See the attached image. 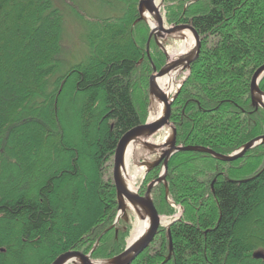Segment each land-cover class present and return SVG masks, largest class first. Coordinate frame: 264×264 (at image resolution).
Wrapping results in <instances>:
<instances>
[{
    "label": "trees",
    "instance_id": "16d2710c",
    "mask_svg": "<svg viewBox=\"0 0 264 264\" xmlns=\"http://www.w3.org/2000/svg\"><path fill=\"white\" fill-rule=\"evenodd\" d=\"M108 1L121 11L89 17L63 0L86 26L87 52L57 75L63 16L54 0H0V177H12L21 161L27 190L0 188V264H52L72 250L87 253L97 240V259L125 249L131 223L113 227L118 202L107 166L120 138L148 117L150 30L138 20L139 0ZM163 6L167 24L192 25L201 44L171 110L176 145L228 156L264 135V110L250 97L264 64V0ZM149 52L160 70L165 56L153 40ZM166 185L167 196L163 184L152 189L158 213L173 217L179 207L180 220L169 236L160 228L131 264H264V145L232 162L176 152Z\"/></svg>",
    "mask_w": 264,
    "mask_h": 264
},
{
    "label": "water",
    "instance_id": "95a60500",
    "mask_svg": "<svg viewBox=\"0 0 264 264\" xmlns=\"http://www.w3.org/2000/svg\"><path fill=\"white\" fill-rule=\"evenodd\" d=\"M164 0H140L137 5V10L139 14V21H144L148 24L150 32L146 42V55L151 62L152 71L148 79V89H149V98L150 102L152 99L160 100L165 102V109L161 117L153 122H149V118L146 123L134 127L133 129L126 132L118 141L114 157H113V169H112V180L116 190L117 202H118V215H123L124 221L128 222L127 219V210L128 206L133 209V212L139 220L147 219L148 228L146 232L139 237L136 241L131 244H128L124 251L118 256L109 259V260H100L94 258V253L97 249L98 240L96 241L94 247L87 253L72 250L61 254L58 256L52 264H131L154 240L155 236L158 234L161 224V217L158 213L157 207L155 205L154 199L151 194L152 188L162 183L165 186V195L167 196V187H166V175L168 171V163L172 159L173 155L179 151H194V152H204L212 156L214 159L222 162H232L244 156V154L259 145H264V135L255 138L254 140L248 142L240 149L236 150L228 156H223L217 154L211 150L204 149L202 147H180L176 146V132L174 127L170 124V115L173 103L181 89V86L186 78H183L179 84L176 92L171 96H168L167 93L162 91L156 84L157 77L163 76L172 66H178L184 64L183 70H189L190 64L198 57L200 51V38L197 35L196 31L190 24H179L171 25L170 27L165 26V20L161 15V6ZM146 15L153 17L157 26L151 27L146 19ZM188 30L194 38V49L193 54L189 57L177 58L173 62H169V54L167 53L164 43L165 35L170 37L172 35H178L182 31ZM151 39H154L156 44L162 50L166 58V64L157 71L153 61L149 55V44ZM160 40V41H159ZM181 40V39H180ZM264 77V64L257 68L254 72L251 82H250V97L251 105L256 109L261 108L264 110V104L261 101L264 98V92L260 90L259 83ZM164 127H169L171 130L170 136L161 144H151L148 142V139L156 134L158 131ZM137 140L142 144V148L146 149L150 155L155 156L156 158L152 162H143L141 167H145V173L148 174L153 168L162 164L161 171L158 175L151 178L152 181H149L144 185V189L141 193L138 192H129L121 179V171L124 166L125 152L128 145ZM180 218L174 219L169 222L164 228L167 231L169 236L170 226L179 221ZM171 241L169 237V254L166 257V261L170 259L171 256ZM258 258H261L262 255H258Z\"/></svg>",
    "mask_w": 264,
    "mask_h": 264
},
{
    "label": "rangeland",
    "instance_id": "374dc122",
    "mask_svg": "<svg viewBox=\"0 0 264 264\" xmlns=\"http://www.w3.org/2000/svg\"><path fill=\"white\" fill-rule=\"evenodd\" d=\"M71 1L75 5H77L82 11H84L83 13H85L89 17L116 15L117 13H119L121 11V5L120 4L115 5V3H112L109 1L106 2L107 0H71ZM54 5H55V7H57L61 11L62 16H63V25H62L63 33H62V41H61V52L58 56V59L61 62L62 66L60 67L59 72L57 74V75H62L71 66L76 65V64L80 63L81 61H83L84 57L86 56L87 51H86V46L84 44V33H85L86 26L82 20L78 19L74 15V12H72V10H70V8L63 2V0H54ZM161 15L163 16V18L165 20V26L170 27L171 25H168V24L166 25V17H165V10H164L163 4L161 6ZM147 38H148V36H147ZM162 42L164 43V46L166 47L167 53L169 55L172 53V51L178 49L179 46L181 45V41H180V38L178 35H172L170 37H167L165 35V40ZM149 55H150V52H149ZM153 63H154V61H153ZM165 64H166V62H165ZM154 65H155V63H154ZM151 68H152V66H151ZM185 76H187V70H184V72L181 74V77H185ZM181 77L177 80L178 83L181 82V80H182ZM150 106H151V102H150ZM43 123L46 124L45 122H43ZM49 130H50V128H49ZM170 133H171L170 128L164 127L163 129L158 131L156 134L151 136L148 139V141L150 143H153V144H160V143L164 142L169 137ZM31 147L29 146V148L26 150V152H28L30 154L31 160L33 162L39 163V160H41V158H40L41 154H39L38 151L32 153ZM153 160H154V157L152 155H150L146 149H143L142 146H141V149L136 152V155L134 156V158H132L130 160V163H131L130 168L131 169L135 168L139 172L138 179H137L135 187H134L135 191H137V192L139 191L138 188L141 187L140 182L143 178V174L145 171V168L141 167V163L151 162ZM16 166L17 167L13 171L14 173H13L12 177H8L7 179L0 177V188H2L1 190H10L11 188L18 186V187H20L21 190L27 191L25 189V187L21 186L22 177L19 176L21 161H20L19 165H16ZM112 169H113V159H112V163L107 166V173L111 175V179H112ZM107 180L108 179H106L104 177V181L106 182ZM112 182H113V180H112ZM70 195L72 197L73 192H71ZM71 199H69L68 207L72 211V209H74V207L72 206ZM176 210H177V213H176L175 218L181 216V212H180L179 207H176ZM127 212H128V218L131 220L132 230H133V228L136 224V221H137V217L135 216L133 211L128 210ZM167 220L170 221V218H167ZM132 230H131V232H132ZM131 232H130V234H131ZM6 260H8V259L6 258ZM105 260H109V259H105ZM7 262H10V261L8 260Z\"/></svg>",
    "mask_w": 264,
    "mask_h": 264
},
{
    "label": "bare ground",
    "instance_id": "6f19581e",
    "mask_svg": "<svg viewBox=\"0 0 264 264\" xmlns=\"http://www.w3.org/2000/svg\"><path fill=\"white\" fill-rule=\"evenodd\" d=\"M146 19L151 27L157 26L153 17H149L148 15H146ZM179 38L181 39V45L179 46L178 49L172 51V53L169 55V62H173L177 58H181L184 56L189 57L191 54H193L194 39L191 33L188 30L182 31ZM184 64L185 63L180 64L178 66H172L163 76L157 77L155 81L156 84L160 89H162V91L167 93L168 96H171L177 90L180 84V82L178 83L177 80L181 77V74L184 72L183 70ZM261 101L264 104V98ZM164 109H165V102L152 99L150 106L149 122H153L157 120L159 117H161ZM141 146L142 144L137 140L132 141L128 145L125 152L124 166L121 171V179L123 180V184L125 188L129 192H133V193L136 192L134 187L138 179L139 172L135 168L133 169L130 168L131 165L130 160L134 158L136 152L141 149ZM169 222L170 221L167 220L166 218L161 219V224L163 226H167ZM147 228H148L147 219L144 220L137 219L136 224L127 241L128 244L133 243L139 237H141L146 232Z\"/></svg>",
    "mask_w": 264,
    "mask_h": 264
}]
</instances>
